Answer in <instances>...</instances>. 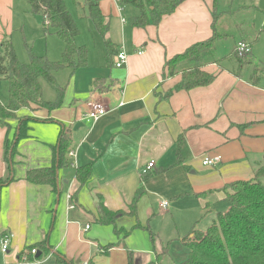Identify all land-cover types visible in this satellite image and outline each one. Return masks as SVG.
Segmentation results:
<instances>
[{
  "label": "crops",
  "instance_id": "obj_1",
  "mask_svg": "<svg viewBox=\"0 0 264 264\" xmlns=\"http://www.w3.org/2000/svg\"><path fill=\"white\" fill-rule=\"evenodd\" d=\"M98 3L108 32L103 37L95 30L91 43L76 42L87 49L84 66L54 73L63 87L60 105L33 104L17 110L9 128L0 125V240L11 235L7 251H0V264H180L189 252L182 240L194 228L204 232L200 219L213 215L209 226L222 212H213L212 201L228 202L224 186L252 178L254 163L264 153V74L258 73L253 83L252 62L245 65H252L245 76V66L225 67L217 55L218 61L201 67L215 74L210 85L166 97L181 73L164 78L165 62L212 35L213 0H185L157 25L144 28L130 25L135 11L126 19L117 0ZM79 6L87 8L84 0ZM214 24L219 32L218 21ZM263 30L261 21L258 33ZM106 39L126 53L123 67H114V56L111 64L106 60ZM239 40L250 43L252 53L253 41L240 37L233 46ZM6 41L21 63L29 61V48L52 61L61 59L64 48L53 30L46 29L43 16L30 11L27 0H0V55ZM41 80L42 99L54 101L56 92ZM7 101V82L0 79V102ZM88 101L101 102L107 112L96 121L82 119ZM22 118L32 119L26 136L13 154L12 148L6 152L5 140L17 136ZM77 122L82 125L73 130ZM61 129L69 136V147L65 165L58 166ZM181 134L189 158L144 180L135 215L128 214L147 164L153 162L148 171L169 167ZM206 156H220V161L204 165ZM52 165L54 185L26 180L29 170ZM82 167L90 168L83 185L76 175ZM165 200L169 203L163 208ZM153 203L161 212L180 210L185 215L169 235L181 240L183 257L167 254V244L152 230L157 217ZM101 207L126 214L106 222ZM29 248L37 252L28 255Z\"/></svg>",
  "mask_w": 264,
  "mask_h": 264
},
{
  "label": "trees",
  "instance_id": "obj_2",
  "mask_svg": "<svg viewBox=\"0 0 264 264\" xmlns=\"http://www.w3.org/2000/svg\"><path fill=\"white\" fill-rule=\"evenodd\" d=\"M84 1L88 18L95 30L104 37L108 32V24L104 23L98 0ZM183 1L185 0H118V3L122 8L130 6L135 9V14L129 18L132 27L144 28L147 25H157L164 15L174 12ZM218 1L213 0L212 35L166 60L164 78L181 73V80L168 90L166 97L174 91L205 87L214 81L215 74L202 70L201 67L218 61L217 45L230 37L228 33L218 32L215 28V21L217 22L218 18L226 13V11L218 10ZM27 2L33 14H41L48 20V24H45L46 29L53 30L64 44V48L61 59L58 61H52L45 55H36L29 48V61L21 63L11 43L9 41L3 43L4 52L0 55V79L7 82L8 101L6 104L0 102V125L7 128L10 127L9 119H15V112L21 108L30 107L33 104L47 108L58 107L63 96V87L57 84L54 73L64 67H69L73 71L77 67L84 66L87 61V49L77 45L75 41L79 29L66 7L65 0H27ZM236 43L237 41L234 43L232 54L241 69L250 64V59L246 57L251 55V51L244 56H238L235 51ZM104 44L106 60L111 64V59L116 56L118 50L109 39H106ZM249 45L251 47L250 43ZM258 73L264 74V66L254 67L253 83H256ZM41 79L56 92L54 101L42 99ZM29 120L32 119L18 120L17 136L11 140L8 138L5 140L6 152L12 148V154L14 153L18 141L26 136ZM68 147L69 136L64 129H61L56 149L58 166L65 165ZM174 156V161L169 167L147 170L141 175L140 183L129 205L128 214L135 215L137 203L145 192L144 180L170 167L184 165L189 158L190 151L183 134L176 139ZM89 174L90 168L87 167L78 168L76 173L82 185ZM55 176L56 167L52 165L29 170L26 180L31 183L54 185ZM224 190L227 192L228 209L225 212H218L206 231L194 228L191 230L192 236H186L182 240L189 252L187 259L180 264H264V153L262 158L254 163L251 179L226 184ZM101 211L103 220L106 222H115L117 218L126 214L123 210L112 212L104 207H101ZM107 247H112V244ZM31 249H28V255L32 254Z\"/></svg>",
  "mask_w": 264,
  "mask_h": 264
},
{
  "label": "rangeland",
  "instance_id": "obj_3",
  "mask_svg": "<svg viewBox=\"0 0 264 264\" xmlns=\"http://www.w3.org/2000/svg\"><path fill=\"white\" fill-rule=\"evenodd\" d=\"M80 2H82V0H65L66 7L73 16L80 32V35H77L78 38L76 39V42L78 44H82V42L85 43V41L91 43L92 36H94L96 32L91 20L87 17V8H81L79 6ZM218 10L220 12H223V10L226 11L225 15L219 17L217 20L218 26H220L219 31L226 30L230 35V37L222 40L217 45L216 53L221 58L222 64L225 67L237 65L236 59L232 54V49L234 47L233 41L237 38L243 37L253 41L252 53L246 58L250 59L258 68L264 66V30L258 33L261 21L262 25H264V0H219ZM134 11L133 7L127 9L122 8V14L126 19H128V15ZM222 24L225 25L224 28L221 27ZM248 66H245L241 71L245 76L250 75L249 71L251 70L252 65ZM41 81L45 83L44 80ZM47 87L45 91L47 92L48 90L50 92L49 87ZM5 94L6 92L4 95ZM4 95L1 96V99L5 102L6 96ZM200 193L203 192L201 191ZM184 199L185 204H187L189 200L187 198ZM228 204L229 203L224 200L222 202L212 201L211 209L214 213L215 211L223 212L227 210ZM152 207L157 214V217L153 220L151 225L152 230L159 235L164 243L167 244V254H175V259L177 257H183L185 249H183L179 243L181 240L178 242L177 238L173 239L174 237H169V235L174 228V223L181 225L185 219V215L182 211L180 212V210H169L168 213H166V211L161 212L162 210H160L157 203H153ZM170 213L173 214V218L169 216ZM212 217L213 215L209 216L207 214L200 219V226L204 231L207 230L209 221Z\"/></svg>",
  "mask_w": 264,
  "mask_h": 264
},
{
  "label": "built area",
  "instance_id": "obj_4",
  "mask_svg": "<svg viewBox=\"0 0 264 264\" xmlns=\"http://www.w3.org/2000/svg\"><path fill=\"white\" fill-rule=\"evenodd\" d=\"M117 2H118V0H117ZM44 20H45V24L47 25L48 20L46 18ZM235 51H236L238 56H244L245 54H247L251 51V47H250L248 42H245L243 40H239L236 43ZM126 61H127L126 53L122 50L118 51V53L115 56L114 67H116V68L123 67L126 64ZM106 112H107V109L101 102L88 101V102H86V109H85L84 115L82 116V119L96 121L101 116H103ZM70 155H73V152H70ZM219 161H220V156H213V157L206 156L203 159L202 163L204 165L213 166L216 163H218ZM152 166H153V162H149L147 164L145 170L147 171ZM168 203H169V201H166V200L162 201L161 207L166 208L168 206ZM85 227L88 228V225H86ZM10 240H11L10 234H5L1 238V240H0V251L1 252L7 251L8 247H9ZM36 252H37L36 248L31 249L32 254H35Z\"/></svg>",
  "mask_w": 264,
  "mask_h": 264
},
{
  "label": "water",
  "instance_id": "obj_5",
  "mask_svg": "<svg viewBox=\"0 0 264 264\" xmlns=\"http://www.w3.org/2000/svg\"><path fill=\"white\" fill-rule=\"evenodd\" d=\"M80 125H82V122H77V123L74 125L73 130L78 129V127H79ZM37 256H38V254H37Z\"/></svg>",
  "mask_w": 264,
  "mask_h": 264
}]
</instances>
